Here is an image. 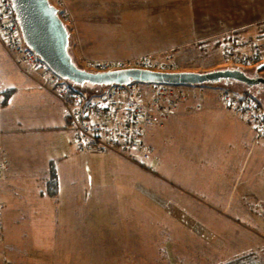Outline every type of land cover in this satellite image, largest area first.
Listing matches in <instances>:
<instances>
[{"label": "rangeland", "instance_id": "rangeland-1", "mask_svg": "<svg viewBox=\"0 0 264 264\" xmlns=\"http://www.w3.org/2000/svg\"><path fill=\"white\" fill-rule=\"evenodd\" d=\"M63 1L58 4L57 0H50L60 9ZM189 1H150L152 8L154 2L163 6L160 18L165 17L164 23L158 19L131 36L145 38L147 42L143 46H148V50L175 46L159 52L175 56L177 72L240 69L251 77L264 78L256 70L264 55L253 64H236L222 56L226 42L264 43V39L231 36L222 41L219 48L217 40L193 42L191 16L194 14ZM74 3L79 16L75 20L70 11L66 15L70 20L66 23L71 34L70 55L80 69L91 72L88 60L120 61L158 53L116 57L125 54L113 53L116 50L111 41L115 39L114 34L101 30L106 27L99 25L98 1L86 4L83 0H74ZM83 10L88 14L86 18ZM13 56L16 57L10 47L0 41V91L9 87L19 91L11 95L15 99L8 108L0 109L6 123L3 125L11 129L2 138L1 146L14 165L13 171L7 172V179L0 182V200L5 203V241L11 245V250H2V263L223 264L244 253L258 251L264 264V231L257 223L258 215L250 222L235 217L222 206L228 197H212L211 181L204 177L209 176L208 170H204L203 175L201 171L191 172L179 165V159L191 161L189 163L209 162L201 147L211 146V138L185 135L188 116L177 120L174 126L155 123L144 129V141L163 152L158 160L146 162L160 177L114 153L84 152L91 154L87 159L81 153L83 150L76 149L71 139L73 132L65 128L68 115L61 112L60 101L40 90L38 82L33 83L37 90L29 91L27 87L31 82L17 68ZM48 69L54 71L50 66ZM180 85L189 101L202 100L201 93L205 89H216L219 94L221 89L229 88L239 95L256 96L264 110V83L249 86L236 80L226 83L223 79L219 83ZM93 86L87 85L85 90L92 91ZM246 87L253 94L246 91ZM205 104L208 109L218 107L214 101ZM2 107H7L6 103ZM63 115L65 127L63 123L59 127L64 121ZM252 126L254 143L264 144V138L257 139L254 123ZM254 156L255 153L252 159ZM48 166L58 172L60 178L61 190L56 188L59 194L54 197L41 195L47 185ZM189 168L194 169L192 165ZM239 198L231 197L234 205Z\"/></svg>", "mask_w": 264, "mask_h": 264}, {"label": "crops", "instance_id": "crops-1", "mask_svg": "<svg viewBox=\"0 0 264 264\" xmlns=\"http://www.w3.org/2000/svg\"><path fill=\"white\" fill-rule=\"evenodd\" d=\"M64 1L69 12L71 11L74 15V19L75 17L77 19L79 13L74 0ZM83 1L86 4L98 1L99 25L100 27H106L101 30L105 34H114L115 39L111 41H114L116 50L113 53L125 54V56L116 57H129L174 49L173 47L175 46L169 45L164 48H150L148 50V46H143V43L147 42L145 38L131 36L133 33L137 34L140 32L148 23L155 24V21L158 19H161L164 23L165 17L160 18L162 11L164 12L162 5L154 2V8H152V5L149 3L152 0ZM189 6L191 12L194 14L191 16L194 28L193 42L217 40L216 43L219 48L220 43L231 39V36H254L264 39V0H190ZM83 14L85 18L88 16L84 10ZM245 29L250 30L246 31ZM1 44L3 43L1 42ZM4 49L7 51L6 48ZM258 65L256 70L264 76V59ZM234 68L236 67L234 66ZM29 80L32 84L28 83L27 89L32 92L36 91L37 88L33 86L35 82L31 81V79ZM38 88L44 91V89ZM18 92V88L15 87L14 94ZM239 92L243 93L244 90H240ZM217 93L216 89H205L201 93L202 100L196 98V95H193V98H196L194 101H189L188 98L179 99L174 112L168 117L164 125L174 126L180 119L183 120L188 116L185 119L187 123L186 130L184 131L185 135L211 138V146L201 147L203 154L207 156L209 162L204 161L202 164H199L197 161L189 163L191 161L179 159V165L185 170H190L191 172L201 171L202 174L204 170H208L209 176L203 175L205 178L209 177L208 179L211 181L212 197H228L222 206L235 217H242L250 222L253 217L256 218L258 215L259 219H256L257 223L264 231V144L254 143V128L252 123L243 117H239L236 112L229 109L220 100V96ZM14 99H10V102L6 105L7 107L1 106L0 109L8 108ZM199 100L203 101V104ZM212 101L218 103L216 109H208V105L205 104ZM195 107H199V109H195ZM60 109L62 112L61 106ZM190 113L192 114L191 116H189ZM3 120L0 115V152L3 151L8 161H10V156L6 155L1 143L4 135L10 132L11 129L3 125V123L6 124ZM65 122L64 117V121L60 122L59 127L62 123L65 127ZM71 139H73V135ZM84 152L92 151L81 152L83 157L86 156L89 159L91 154H84ZM253 153H255V156L252 159ZM10 165L14 166L11 161ZM189 165H192L194 169L191 170ZM201 165L209 167L205 168ZM51 169V166H48L46 170L48 172ZM11 170L12 168L7 172H12L13 170ZM7 172L5 175L0 176L1 183L7 179ZM155 176L160 177L159 175ZM205 178L199 180L203 181ZM58 180L59 190H61L59 177ZM1 190L2 187L0 186ZM41 193L42 197H54L59 194H49L47 185L45 189L41 190ZM157 197L160 196L158 195ZM231 197L232 199L233 197L240 198L234 205ZM0 201L5 208V203L2 200ZM6 243L7 241L1 245L2 250H11V245L9 246ZM204 243L207 244L206 242Z\"/></svg>", "mask_w": 264, "mask_h": 264}, {"label": "built area", "instance_id": "built-area-1", "mask_svg": "<svg viewBox=\"0 0 264 264\" xmlns=\"http://www.w3.org/2000/svg\"><path fill=\"white\" fill-rule=\"evenodd\" d=\"M61 1L57 0V3L62 4ZM56 7L63 21L69 22L66 15L70 12L66 3L61 9ZM0 41L6 43L16 55L13 59L17 68L60 101L63 112L69 117L78 150L111 152L158 175L146 162L158 160L163 152L147 144L143 133L147 125L166 123L178 100L187 98L180 84L132 79L127 83L103 86L96 98L73 91L66 79L50 71L46 61L26 45L12 0H0ZM224 44L222 56L236 64H253L259 56L264 55L262 42L232 40ZM163 53L120 61L88 60L87 67L94 73L125 69L120 65L128 69L177 72L175 56ZM219 96L229 109L254 123L258 140L264 138V110L256 98L249 94L233 93L229 88L221 89ZM10 168V161L1 151L0 176L5 175ZM3 210L4 205L0 201V264H9L1 262V245L5 242Z\"/></svg>", "mask_w": 264, "mask_h": 264}, {"label": "water", "instance_id": "water-1", "mask_svg": "<svg viewBox=\"0 0 264 264\" xmlns=\"http://www.w3.org/2000/svg\"><path fill=\"white\" fill-rule=\"evenodd\" d=\"M26 45L37 53L62 78L84 84L109 85L127 83L132 79L176 84L219 83L225 79L241 81L254 86L263 84L264 78L251 77L240 69L210 72H159L147 69H124L104 73L80 69L70 55V29L50 0H12Z\"/></svg>", "mask_w": 264, "mask_h": 264}, {"label": "trees", "instance_id": "trees-1", "mask_svg": "<svg viewBox=\"0 0 264 264\" xmlns=\"http://www.w3.org/2000/svg\"><path fill=\"white\" fill-rule=\"evenodd\" d=\"M70 43H71V40H70ZM69 50H70V48H69ZM68 83H69V85H70V87H71V89L73 91L81 92L83 95H86V96L88 94V95H90V96H88L90 98H96L98 96V94L101 92V89L100 88H102V87L97 88L98 86L97 85H94L93 86L94 87L93 88L94 90L87 91V90H85L86 85L85 86H81V85L75 84V83L70 82V81H68ZM88 85H91V84H88ZM248 89L249 88L246 87L245 90L248 91L249 93H252ZM14 92H15V87L5 88V89H3V90L0 91V94H2V96H3V98L0 99V101L2 100L1 101L2 102L1 103L2 106H4V103H6V105H7L10 102V99H12L11 95H13ZM255 98L257 99L256 96H255ZM60 105L62 107V104L61 103H60ZM65 128L67 130H69V131L72 132V130L70 128V120H69L68 117H67V122H66V127ZM72 135H73V139L72 140H73L74 145L76 147L75 135L74 134H72ZM76 149H77V147H76ZM84 151H92V152H95L93 150H84ZM46 184H47V189H48L49 194H51V195L57 194L56 193V188L57 189L59 188V180H58V176L55 173V170L54 169H51L50 171H48L47 183ZM223 264H262V261L260 259V255H259L258 251H251V252H248V253H244L242 255H239L236 258H234L232 260H229V261H227L226 263H223Z\"/></svg>", "mask_w": 264, "mask_h": 264}, {"label": "flooded vegetation", "instance_id": "flooded-vegetation-1", "mask_svg": "<svg viewBox=\"0 0 264 264\" xmlns=\"http://www.w3.org/2000/svg\"><path fill=\"white\" fill-rule=\"evenodd\" d=\"M85 85L87 86L88 84H84L83 86H85ZM85 88H86V87H85Z\"/></svg>", "mask_w": 264, "mask_h": 264}]
</instances>
